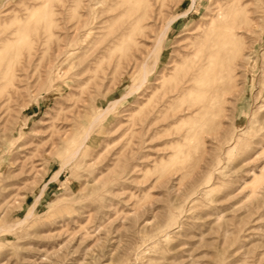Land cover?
I'll use <instances>...</instances> for the list:
<instances>
[{"label": "rangeland", "instance_id": "1", "mask_svg": "<svg viewBox=\"0 0 264 264\" xmlns=\"http://www.w3.org/2000/svg\"><path fill=\"white\" fill-rule=\"evenodd\" d=\"M0 264H264V0H0Z\"/></svg>", "mask_w": 264, "mask_h": 264}, {"label": "bare ground", "instance_id": "2", "mask_svg": "<svg viewBox=\"0 0 264 264\" xmlns=\"http://www.w3.org/2000/svg\"><path fill=\"white\" fill-rule=\"evenodd\" d=\"M194 0H190V6L192 5V2H193ZM189 9H190V7H189ZM189 9H187L186 11H184V12H180V13H178V14H176V15H173V16H170L168 19H167V21H166V24H165V26L163 27V29H161V31L159 32V34H158V37H157V40H156V42H155V47H158V45L160 44V42H161V40H162V38L165 36V34H166V32H167V30H168V27H169V25L173 22V21H175L177 18H179V17H181V16H183V15H185L187 12H188V10ZM219 14V13H218ZM222 16V15H221ZM219 37V36H218ZM222 38V37H221ZM224 39V38H223ZM217 40V39H216ZM220 45V44H219ZM157 49V48H156ZM207 55H208V53H207ZM206 55V56H207ZM211 59V58H210ZM207 60V59H206ZM207 61H209V58H208V60ZM206 61V62H207ZM201 62H203V59H202V61ZM212 62V61H211ZM203 64V63H202ZM207 64V63H206ZM219 64V63H218ZM153 65H154V63H153ZM152 65V66H153ZM208 65V64H207ZM203 66V65H202ZM145 67V66H144ZM143 67V68H144ZM204 69V68H203ZM210 69V68H209ZM144 70V71H143ZM142 71H143V73H141L142 75H141V78H140V82H142V81H144L145 80V78H146V70L145 69H143ZM194 71H197V70H195L194 69ZM198 71H199V68H198ZM216 71V70H215ZM192 72V71H191ZM206 72V71H205ZM210 72V71H209ZM219 72H220V70H219ZM196 73V72H195ZM201 73V72H200ZM213 73V72H212ZM211 73V74H212ZM192 74H194V73H192ZM197 74V73H196ZM199 74V73H198ZM197 74V75H198ZM220 74H222V73H220ZM215 75V74H214ZM217 75V74H216ZM224 75V74H223ZM194 76V75H193ZM201 75H198V77H200ZM218 76V75H217ZM194 77H197V76H194ZM205 77V76H204ZM200 78H202V76L200 77ZM200 78H197V79H200ZM208 78V77H207ZM209 79H210V77H209ZM224 79H226V78H224ZM191 80V79H190ZM189 79H188V81H190ZM205 80H207V79H205ZM216 80V79H215ZM219 80V79H218ZM186 81V80H185ZM192 81H193V79H192ZM223 81V80H222ZM139 82V83H140ZM138 83V84H139ZM214 83V82H213ZM135 84V83H134ZM137 84V83H136ZM137 84V85H138ZM221 84V83H220ZM219 84V85H220ZM137 85L136 86H134V87H136L137 88ZM222 85V84H221ZM131 86V85H130ZM130 86L128 87V88H130ZM224 86V85H223ZM221 87V86H220ZM132 88V87H131ZM223 89V88H222ZM132 90L133 89H130V90H126V94H125V96H129L131 93H132ZM134 90H135V88H134ZM134 92V91H133ZM117 100H120V98H118V99H115V100H113V101H111V106H109L108 104L106 105V106H104L98 113H96L94 116H93V119H92V121L86 126V128H85V130H84V133H83V136H81L82 138L80 139V141H79V143L77 144V146L75 147V149L72 151V153L69 155L70 157H73L78 151H79V149H80V147L82 146V144L87 140V138L89 137V132H90V130L92 129V127L95 125V123L98 121V119L100 118V117H102L103 116V114H105L106 112H108V110H110L113 106H114V104L117 102ZM77 155V154H76ZM69 161V158L64 162V163H67ZM63 166V165H62ZM58 174H59V170H56V171H54L53 172V175H52V177H51V179H55L57 176H58ZM43 188V187H42ZM41 194V193H40ZM36 198V197H35ZM35 201H37V200H35ZM31 207H33V205L31 206ZM31 213V211L30 210H28L27 212H26V214L24 215V219L25 218H27L28 216H29V214Z\"/></svg>", "mask_w": 264, "mask_h": 264}]
</instances>
